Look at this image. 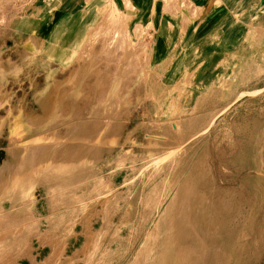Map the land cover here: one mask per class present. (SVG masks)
I'll return each mask as SVG.
<instances>
[{
    "label": "rangeland",
    "instance_id": "obj_1",
    "mask_svg": "<svg viewBox=\"0 0 264 264\" xmlns=\"http://www.w3.org/2000/svg\"><path fill=\"white\" fill-rule=\"evenodd\" d=\"M52 5L0 0V258L264 264V64L199 103L147 79L111 0L82 34L45 32Z\"/></svg>",
    "mask_w": 264,
    "mask_h": 264
},
{
    "label": "crops",
    "instance_id": "obj_2",
    "mask_svg": "<svg viewBox=\"0 0 264 264\" xmlns=\"http://www.w3.org/2000/svg\"><path fill=\"white\" fill-rule=\"evenodd\" d=\"M50 1L53 5L45 16L55 20L45 32L55 24L57 31L82 34L106 0ZM111 2L129 17L131 42L146 49L147 79L174 86L173 95L199 97V103L208 96L234 97L244 93L241 83L249 84V66L264 64V0ZM145 95L157 96L153 88Z\"/></svg>",
    "mask_w": 264,
    "mask_h": 264
},
{
    "label": "bare ground",
    "instance_id": "obj_3",
    "mask_svg": "<svg viewBox=\"0 0 264 264\" xmlns=\"http://www.w3.org/2000/svg\"><path fill=\"white\" fill-rule=\"evenodd\" d=\"M128 26H129V24L126 22V23H124L123 24V27L126 29H128ZM50 31V30H49ZM56 33V32H55ZM54 36V35H53ZM53 39V38H52ZM73 43V42H72ZM63 45V44H62ZM49 46H51V45H49ZM61 47V46H60ZM49 53H51V52H49ZM60 54V53H59ZM65 56V55H64ZM56 59V58H55ZM71 58H67L66 59V61H69ZM255 92V91H254ZM243 94L244 93H242V94H240L239 95V97H241V96H243ZM49 100V99H48ZM48 100H46V102L48 101ZM19 134V131H15V136H17ZM2 176H3V173H2V171H0V189L2 188H5V185H6V183H7V181H5V180H3V178H2ZM18 183H20V181L19 182H17L16 184H18ZM16 188H17V186H16ZM15 188V189H16ZM17 189H19V187L17 188ZM190 191L191 190H187V192L188 193H190ZM8 220V219H7ZM12 220V219H11ZM5 222V221H4ZM29 231H30V233H33V234H35L36 235V233H35V228L34 227H32V228H29ZM38 237V236H37ZM20 239V238H19ZM47 240H48V238L45 236V235H43V236H39L38 237V241L40 242V244L41 245H46L47 244ZM20 241L22 242V240L20 239ZM20 242V243H21ZM200 243H202V241L200 240ZM22 245H24L23 247H21V248H19V246H14V245H8L7 246V249H6V253H4V255H2V257L0 258V264H14V260L16 259V258H21V257H25V256H28V254H29V245H25V244H22ZM52 256H53V251L52 250H50V253H49V256L47 257V261L45 262V263H48V261L49 260H51V258H52ZM31 264H33V262L31 261Z\"/></svg>",
    "mask_w": 264,
    "mask_h": 264
}]
</instances>
